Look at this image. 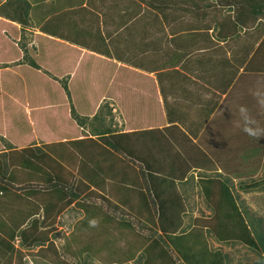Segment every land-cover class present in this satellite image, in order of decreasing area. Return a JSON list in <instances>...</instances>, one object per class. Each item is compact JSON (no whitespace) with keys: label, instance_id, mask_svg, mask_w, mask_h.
Segmentation results:
<instances>
[{"label":"crops","instance_id":"1","mask_svg":"<svg viewBox=\"0 0 264 264\" xmlns=\"http://www.w3.org/2000/svg\"><path fill=\"white\" fill-rule=\"evenodd\" d=\"M24 1L26 4L21 0H3L0 3V28L2 31H10L13 36L10 38L11 42L0 40L1 47L4 48L5 42L9 54L14 58L9 60L4 56L0 59V248L4 245L12 252V259L6 257V262L11 261L8 264H33V234L59 227H51L41 221L47 218L44 214L39 216L40 223L31 236L28 233L26 237H19V229L26 223H19L18 219L37 216L30 209H33L39 199L32 194L31 188H23L33 184L30 179V183L25 180L18 164L27 160L28 165L38 163V166L46 167L40 162L42 155L40 160L37 158L35 161L33 149H41L43 154L54 159L53 152L45 147L54 143L62 144L68 148L67 151L63 149V152L66 151L65 154L68 153L74 160L72 155L75 153L78 157V154L71 149L74 146L71 144L90 140L104 151L122 153L123 149L126 151L125 148H128L130 153L142 156L143 133H150L156 135L152 145L158 150L151 152L149 157L153 158L154 167L159 165L155 169L158 177L168 179L173 173V167L165 163L159 150L158 142L162 138L175 145L174 147L187 143L193 145L192 151L195 152L187 153L186 148L180 146L178 155L171 153L170 161H175L176 164L185 161L184 164L187 163L188 167H183L184 172L187 174L191 171L196 175L195 178H201L208 170L196 165L191 160L192 155L199 151L202 157L206 154L212 158V152L223 148L225 141L218 135L225 134V131L227 139H242L241 136L248 127L241 122L234 126L239 133L231 136L235 128L229 127L227 122H233L230 120H237L239 116L238 121L243 120L241 116L248 111L243 109V99L247 93L259 97V89H253L255 86L251 89L244 84L238 87L242 76L255 74L254 71L247 70L256 52L258 40L253 35L244 36L243 30L241 33H228L224 36L223 25L215 19L214 26L212 22H206L209 30L206 32L199 26L202 22L196 23L195 17H189V12L196 13L198 6L208 5L210 2L217 6L224 1L228 3L227 0ZM212 6L203 8L205 15L210 13L207 9H213ZM260 6V9L264 7V0ZM26 9L27 20H23ZM261 12H264V8ZM261 12L258 14L253 10L257 14L258 24L261 23ZM65 21L70 22L71 26L74 24L72 22L78 21L80 36L76 39L71 37L72 29H68ZM165 28L166 37L163 38L161 35ZM154 31L160 32L161 36L155 41L162 43L159 54L156 51L159 47L156 48L154 42L150 41ZM210 31L217 33L211 35ZM191 33L196 34V43L189 41L188 44L181 42V46L172 45L174 38H185V35ZM208 34L211 39L215 35L220 42L212 40L213 44L210 45L206 38ZM252 43L254 46L246 53L243 47L252 46ZM147 44L150 45L146 48ZM27 51L43 57L40 66L48 71L47 80L53 82L57 91L53 98L47 91L46 77L44 85L40 83L42 80L34 77L33 73L36 71L32 70L30 61L24 57ZM23 66L27 68L23 69ZM226 74L227 79H223ZM24 75L27 77L24 78ZM236 86L239 90H236ZM12 91L16 93L12 94ZM23 91L28 105L20 98V92ZM68 91H72L73 95ZM85 91L88 92L87 95ZM84 94L89 103L86 106L93 107L81 110L78 103ZM11 95L22 108L24 104L25 110H22L24 114L21 116L23 119L20 121L31 129L28 133L22 134L11 129L13 117L7 108L10 105H4L5 98L12 97ZM42 96H46V102L41 103L42 108L38 110L31 99L35 102V99H42ZM68 109L76 112L74 115L70 114L73 116L71 120L68 119ZM38 111L44 113L38 115ZM47 116H55L58 119L56 124L62 123L57 134L46 140L43 131L40 134L37 132L40 125L46 126V120H40ZM7 121L8 129H11L9 131ZM138 139L136 146L134 141L137 143ZM24 152L30 156L21 157ZM196 155L200 157L199 154ZM139 160L141 162L138 163L131 159L134 165L138 164L135 169L143 180V158ZM71 162L69 159L66 164L70 165ZM73 164L74 161L71 165ZM218 171H221L220 167ZM186 174L182 180L185 183L189 177ZM126 175L130 173L126 171ZM132 175L134 173L131 177ZM172 179L180 181L178 176ZM82 193L81 198L86 195L85 192ZM12 218L15 221L10 220ZM58 230H63L62 226ZM20 250L23 255L19 254ZM2 258L3 253L0 251V264L3 263Z\"/></svg>","mask_w":264,"mask_h":264},{"label":"rangeland","instance_id":"2","mask_svg":"<svg viewBox=\"0 0 264 264\" xmlns=\"http://www.w3.org/2000/svg\"><path fill=\"white\" fill-rule=\"evenodd\" d=\"M2 1L0 0V3ZM227 1L234 3L232 9L237 11L238 20L230 17L225 12L227 7H221V5H218L216 9H207L210 12L207 15L203 12L205 5L198 6L197 12L199 13L190 11L189 17L190 19L195 17L196 23L202 22L201 25H198L206 32L209 31L206 22H212V26H214L215 19L222 23L224 36L228 33L229 35L241 33L242 30L244 36L253 35L259 42L258 46L260 45L257 56L264 57V12H261L264 7L260 9L262 0ZM197 2H202V0H197ZM222 4L226 5V2ZM253 10L254 12L256 10L258 14L261 12L260 24H258L257 14L255 15ZM65 22L68 29H72L71 37L76 39L80 36L78 26L80 23L78 21L72 22V24L74 23L73 26L70 22ZM251 25H253L252 30L250 29ZM165 29V32L163 31L161 35L163 38L166 37L167 28ZM210 33L212 35L217 32L210 31ZM195 35V33H191L185 35V38L180 39V37H177V39L174 38V44L173 40L171 43L172 45L179 44V46L182 45L181 42L196 43ZM161 36L160 32L154 31L152 39H150L154 42L156 48L159 47V50L156 49L158 54L162 43H155V41L158 40L157 38L160 39ZM206 38H208L210 45L213 44V41L220 42L215 35L211 39L208 34ZM246 44H248V41ZM149 45L147 44L146 48ZM253 46L252 43V46L245 47L252 48ZM258 46L255 49H258ZM257 56H255L253 64L251 63L252 66L261 61L264 62V58L261 59ZM144 60L145 58H143V62ZM262 72L264 73V71ZM255 75L242 76L238 82V87L244 84L251 89L252 86H255L253 89H259V97L247 93L245 99H243L245 101L243 102V109L246 108L248 111L246 115L241 116L243 120L238 121L239 116L237 120L232 119L230 121L233 122H227L230 124L229 127L232 128H235L234 126H238L241 122L248 127L241 136L242 139L229 138L228 140L226 131L225 134L218 135L225 141L222 147L225 150L229 148L227 152L230 153L228 155L238 160L236 167H232V173L234 174L226 177L220 175L219 182H213L210 179L218 178L214 174L215 170L225 162L223 159L218 158L220 154H224L225 150L223 148H220V151L212 152V165L207 163V161L210 162L208 157L205 155L202 157L199 151L196 154H199L200 157L193 154L191 160L196 165L206 166L205 169L208 171L203 174L214 175H207L203 180L202 178H195L196 175L188 171V182L185 183L182 182L183 176L186 174L183 167L187 169L188 164H184L185 161L178 164L175 161H170L171 153L177 154L180 146L183 149L186 148L188 153L194 149L193 145L187 143L174 147L175 145L173 146L169 141L162 138L158 143L163 160L173 167V173L170 176H178L180 181H173L172 177H168V179L158 177L155 169L159 165L156 164L154 167L153 158L149 157L151 152L156 149L152 145V141L156 140V135L150 133H143V141H141L143 150H141V155L143 152V157L138 153H130L128 148L124 146L126 151L123 149L122 153L114 150L113 152L104 151L103 148L97 147L90 140L71 144L74 146L70 148L78 154V157L75 153L72 155L74 160L71 155L65 154L68 148L65 145L62 146V144L54 143L52 146L45 147L46 150L49 148L53 152L54 159L43 154L41 149H33L35 161L37 158L40 160L42 155L40 162L46 167H40L38 163L37 165H28L27 160L20 161L18 164L22 169L25 180L30 179L33 184L23 188H31L32 194L39 199L33 209H30L32 213L36 212L37 216L18 219L19 223H26L23 228L19 229V237H26L28 233L31 236L40 223L39 216L44 214L47 215V218L41 221L51 227L53 225L59 226L56 230H44L33 234L32 238L35 240L34 243H31L32 246L34 245L32 255H35L34 258L32 257L33 264H214L213 255H211L213 251H220L226 256L224 262L227 264H251L256 262L259 259L258 251L242 239L237 238L240 233H243V225L239 221V212L243 211L245 216L244 210L246 209L250 213L249 215L252 216L253 221L262 220L264 230V183L262 181L264 178V74L258 78ZM25 77L27 75H24ZM223 79H227V74ZM40 88L47 93L43 87ZM236 90H239L237 86ZM14 92L16 93V91H12V94ZM81 92L78 91V93ZM244 92L248 91L244 90ZM10 93L8 94L10 95ZM87 93L85 91L86 95ZM92 93H95V91H92ZM20 94L23 103L28 105L24 91ZM85 94L81 96L78 103L81 110L85 107H93L86 106L89 103H87ZM50 97L53 98L54 96L50 94ZM45 99L46 96L45 98L42 96V99L39 97V99H35V102L31 99V102L36 104L38 110H40L42 108L40 104L46 102ZM4 105H10L7 108L10 109L11 117H13L11 129H15L22 134L28 133L31 129H28V125L20 121V119H23L21 116L24 114L22 111L25 110L24 104L22 108L17 99H13V96H7ZM257 105L258 108H256ZM68 111H70L68 112V119L71 120L72 115L76 112H71V109H68ZM252 112L256 114V117L259 116L260 123H251L250 126L245 122L248 118H253L250 115ZM40 113L42 115L44 111L37 112L38 115ZM71 113L72 115H70ZM17 120L18 122H16ZM43 120H46L44 122L46 126L40 125V130L37 133L40 134L43 131V135L47 140V138H51V135L54 137L57 134L62 122L56 124L58 119H55V116L43 117L40 121ZM6 124L8 129L9 122L7 121ZM45 127L46 130L44 131ZM11 129H8V131ZM49 129H52L54 134ZM15 130L12 131L16 133ZM237 132L235 128L231 136ZM134 143L137 146L139 139L137 143L135 141ZM63 149L66 151L63 152ZM23 155L30 156L27 152H24L21 157ZM64 155L66 156L64 157ZM139 157L143 158V180L140 179L138 171L135 169L138 164L134 165V162L131 161L132 159L139 163ZM69 159L72 162L74 161L73 165H71L72 162L70 165L66 164V162L69 163ZM222 169L225 171L226 168ZM126 171L130 175H126ZM133 173L134 175L131 177ZM242 181L246 187H241ZM30 182L28 181V183ZM253 182L259 184L255 186L252 185ZM215 183L224 184L230 188L234 200L239 206V211L236 210L234 202L230 200L231 197L224 198L225 201L222 200V192L218 193L220 188L215 187ZM235 191L240 195V199L236 197ZM82 192H85L86 195L81 198ZM10 220L15 221L14 218ZM245 221L248 222L246 219ZM220 223L224 227L221 226L219 229L218 224L220 225ZM61 226L63 230H58ZM146 228L151 229L152 233ZM227 228L229 232L224 230ZM159 229L165 230L166 235L158 233ZM150 234L155 236L156 242L153 239L152 242L144 240L145 236H150ZM36 242H41V244ZM2 246L0 248L3 253L2 264H8L11 261L6 262V257L12 259V252L4 245ZM181 248L184 249L183 252ZM27 252L29 253V251ZM19 254L23 255L21 250Z\"/></svg>","mask_w":264,"mask_h":264},{"label":"trees","instance_id":"3","mask_svg":"<svg viewBox=\"0 0 264 264\" xmlns=\"http://www.w3.org/2000/svg\"><path fill=\"white\" fill-rule=\"evenodd\" d=\"M19 1V0H18ZM21 1H23L24 3L26 2V1H24V0H21ZM214 1V0H213ZM224 2H226V1H224ZM223 2V3H224ZM216 4V3H215ZM215 4H213V6H212V2H210V4H208V5H205L206 7H208V8H210L211 6L213 7V8H217L218 7V5H221V7L223 6V7H227V9L225 10V12L230 16V17H232L233 19H235V20H238V14H237V11L236 10H233L232 9V7H233V5H234V3H230V2H226V5H223V4H218L217 6L215 5ZM227 4H228V6H227ZM214 5H215V7H214ZM25 15V16H24ZM23 16H24V18H23V20H27V9L26 10H24V12H23ZM218 23H220V25H222V23L220 22V21H218ZM219 25V24H218ZM2 28H0V40H4L5 42H6V40H8V41H12L10 38L11 37H13V36H11V33H10V31H8V30H6V31H2L1 30ZM21 39V38H20ZM20 41H22V39L20 40ZM5 42H4V48H2L1 47V43H0V59L2 58V57H4V56H6L7 57V59H9V60H14V58H13V55H11V54H9V52H8V47H6V44H5ZM249 50H251V47H245V49H244V51L247 53ZM32 51H34V50H32ZM255 51L256 52H254V54H253V56H252V58H251V61H250V65H249V68H248V72H252V71H254L255 72V74H258V75H255L256 76V78H258V76H260L261 75V73H258V72H262V71H264V62L263 61H261L260 63H254L255 65L254 66H252L251 65V63L253 64V61H254V58H255V56H257L258 55V51H259V47H258V49H255ZM29 54V55H28ZM31 54V55H30ZM40 54H43V53H40ZM24 57L25 58H27L29 61H30V64H31V67H33V71L35 70L36 72H34L33 74H34V77H36L39 81H41L40 83H41V85H44V83H45V77H46V81H48V93H49V95L50 94H52L53 96H55L56 95V90H55V87L53 86V82H51V81H49V80H47V73H48V71H44L43 70V67H41L40 65H41V63H42V58H41V56L40 57H38V56H35V54L33 53V52H31V53H29V51H27L26 52V54L24 55ZM258 57V56H257ZM259 57H261V56H259ZM263 62V63H262ZM23 69H26L27 67H25V66H23L22 67ZM46 70V69H45ZM30 71V70H29ZM41 72V73H39V72ZM49 74H51V73H49ZM263 75V74H262ZM247 76H249V75H247ZM252 78H253V76H252ZM52 84V85H51ZM51 91H54V92H51ZM56 91V92H55ZM69 93H70V95L72 94L71 92L72 91H68ZM55 93V94H54ZM73 95V94H72ZM250 115H252L253 116V118H248L246 121L247 122H249L248 124L251 126V123H255V122H257V123H255V124H259L260 123V120H258V115H257V117L255 116L256 114L255 113H250ZM229 140V139H228ZM239 140H241V139H239ZM223 150H225L224 148H223ZM227 151H229V148H226V150H225V152H224V154H220L219 156H218V158H221V159H223L225 162H224V164L223 165H221V167L222 168H226L225 169V171L221 168V171H218V169H216L215 170V173L214 174H216L215 176H217L218 178H211L210 179V181H215V182H219L220 181V179H219V176L221 175V176H230V174H234V173H232V167H236V162L238 161L237 159H235L234 157L233 158H231V156H229L228 154L230 153V152H227ZM205 156L206 157H208L206 154H205ZM215 157H217V156H215ZM208 159L210 160V162L209 161H207V163H209L210 165H212L213 164V159L211 158V157H208ZM238 159H239V157H238ZM240 164V163H239ZM201 167H206V166H203V165H200ZM214 174H203L202 176H201V178L204 180L205 179V177H207V175L209 176V175H211V176H213ZM238 176V175H237ZM184 177V176H183ZM263 183H264V178H263ZM221 183V182H220ZM223 183V182H222ZM259 183H257V182H253V184L252 185H255V186H257ZM241 187L242 186H244V187H246L245 186V184H244V182L242 181L241 182ZM214 186L216 187L217 186V188H220V190H219V194L222 192V195H223V201H225V199L224 198H229V197H231V199L230 200H232L233 202H234V204H235V207H236V210L237 211H239V206L236 204V202H235V200H234V195L232 194V192H231V190H230V188L227 186V185H224V184H218V183H215L214 184ZM236 190V189H235ZM235 194H236V197L238 198V199H240V195H238L237 193H236V191L234 192ZM221 200V201H222ZM244 214H245V216L243 215V211H241V212H239V217H240V219H239V221H241L242 222V225H243V228H242V230H243V233H240L239 234V236H237V238H239V239H242V241H244L245 243H247V244H249L251 247H253L255 250H257L258 251V253H259V259L256 261V262H254V263H251V264H264V230H263V228H262V220L261 219H257L256 221L257 222H255V221H253L252 220V216L251 215H249L250 213L247 211V209L246 210H244ZM245 219L246 220H248V222H246L245 221ZM221 226H223L222 225V223H220V225L218 224V227H219V229H220V227ZM224 227V226H223ZM146 230H150L151 231V233H152V230L151 229H147L146 228ZM224 230H226V231H228V228L227 229H224ZM159 231V232H158ZM157 232L158 233H162V234H165L166 235V232H165V230H162V229H159ZM157 232H156V234H157ZM229 232V231H228ZM182 236V235H181ZM146 238L144 239V240H147V241H149V240H151V239H153L154 240V242H156V238H155V236H151V234H150V236H145ZM176 237H178V236H176ZM180 237V236H179ZM228 238H231V237H228ZM235 238V237H234ZM226 239V238H225ZM223 240V239H222ZM37 244H41V242H36ZM183 250L184 249H182L181 248V251L183 252ZM211 255H213V262H214V264H227V263H225L224 261H226V256H224L220 251H213L212 253H211ZM216 256V257H215ZM217 260V261H216Z\"/></svg>","mask_w":264,"mask_h":264}]
</instances>
